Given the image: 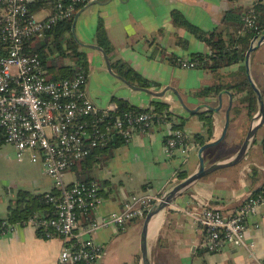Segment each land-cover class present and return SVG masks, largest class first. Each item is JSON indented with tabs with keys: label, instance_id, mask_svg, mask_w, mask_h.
Listing matches in <instances>:
<instances>
[{
	"label": "crops",
	"instance_id": "0c3cea01",
	"mask_svg": "<svg viewBox=\"0 0 264 264\" xmlns=\"http://www.w3.org/2000/svg\"><path fill=\"white\" fill-rule=\"evenodd\" d=\"M256 1L93 0L95 3L80 12L76 23V35L82 44L80 48L85 52L90 67L86 84L88 99L100 109L119 108L120 101L138 109H151L154 102L166 103L175 123L181 124L180 119L184 120L182 128L190 138L207 134L200 114L209 112L208 107L220 108L211 112L213 140H217L225 128L226 111L231 101L230 96L224 94L221 105L219 94L227 90L233 96L234 92L224 89L208 98L200 97L198 93L206 87L220 85L225 88L232 85L236 75L245 68L244 62L222 68L216 73L200 67H180L177 59L190 61L195 54L210 55L212 51L186 28L174 25L172 15L179 12L194 26L211 33L220 29L228 10L242 8L247 13ZM100 19L114 48L113 57L108 56L110 64L126 63L149 81L151 87L148 89L156 93L167 89L163 96L134 90L115 76L118 74L113 70V73L108 70L104 53L95 48L99 47L96 33ZM249 66L253 82L264 99V43L251 54ZM237 100L233 96L226 138L220 145L202 154L206 166L228 162L240 149L251 127L252 119L248 117L246 107L239 105ZM184 106L195 113L191 114ZM169 133L168 126L154 125L146 132H136L128 143L115 136L110 142L115 146L108 144L104 147L110 152L99 149L92 155L86 168L91 180L99 184L101 196V202L91 213L93 220L100 221L114 212H120L134 194L161 193L198 171L200 146L192 142L193 148L188 157L179 151L169 154L165 149ZM263 138L264 127L238 165L217 170L192 183L152 220L147 235L151 264H257L264 261V209L260 208L246 221V242L254 245L252 250L226 244L218 252H208L202 247L204 230L186 213L205 205L230 216L244 205L249 196L260 192L264 187ZM225 145L228 146L225 148L227 151L221 154ZM106 153H111V156ZM6 158L9 160L8 155ZM23 162L18 161L19 164ZM83 168L79 163L69 170L68 173L76 174V180L67 184L81 181L79 174L85 171ZM137 171L143 178L139 186L131 183ZM181 174L187 175L185 179H180ZM11 186L15 188L11 204L16 203L20 191L52 196L59 194L55 188L56 181L47 192L14 186L13 182ZM59 197L60 194L56 198ZM145 216L130 221L124 228L108 226L93 235L94 242L104 253L98 264H142L141 234ZM4 218H8L7 211L0 216V219ZM82 222L79 223L81 227L84 226ZM66 245L59 236L42 238L36 229L23 224L10 234L0 236V264H60Z\"/></svg>",
	"mask_w": 264,
	"mask_h": 264
},
{
	"label": "built area",
	"instance_id": "2783aa9c",
	"mask_svg": "<svg viewBox=\"0 0 264 264\" xmlns=\"http://www.w3.org/2000/svg\"><path fill=\"white\" fill-rule=\"evenodd\" d=\"M41 1L47 0H0V140L14 147L19 162L42 161L48 175L56 181L60 197L47 195L56 207L50 218L39 220L35 215L17 224L8 218L0 219V236L23 224L37 231L50 229L45 232L46 238L59 236L68 244L60 264H98L104 253L93 235L101 228H124L130 221L144 217L161 201L164 191L134 194L120 212L93 220L91 213L101 202L99 184H67L65 174L96 149L110 144L115 136L128 143L136 132H146L155 124L170 128L165 141L169 154L179 151L188 157L193 148L192 138L183 130L173 129L172 121L153 110L120 112L118 107L98 108L87 97L88 76L84 73L59 82L49 81L39 56L28 54L27 46L32 39L43 38L61 21L73 18L81 0L66 5L58 1L53 6L36 8ZM46 11L49 13L44 18H36ZM243 21L245 29H253L257 35L264 33H259L254 9L248 11ZM176 63L182 68L199 67L194 60L179 58ZM260 208L264 209V187L230 216L205 205L186 213L204 230L202 247L208 252H218L226 244L252 250L254 245L246 242V221Z\"/></svg>",
	"mask_w": 264,
	"mask_h": 264
},
{
	"label": "trees",
	"instance_id": "16d2710c",
	"mask_svg": "<svg viewBox=\"0 0 264 264\" xmlns=\"http://www.w3.org/2000/svg\"><path fill=\"white\" fill-rule=\"evenodd\" d=\"M58 1L63 2L65 5L72 2V0H47L44 2H39L36 8L49 5L53 6V4L57 3ZM81 1L76 4L77 11L73 18L70 20L61 21L52 29L48 30L43 38L32 39L27 46L26 52L28 54H37L39 56L42 65L46 70V76L49 81L59 82L64 79H71L80 73L88 75L89 62L87 56L85 52L81 50L80 44L75 39L72 28L76 15L84 10L86 6H88L93 0ZM253 9L256 14L259 33H262L264 32V0H257ZM247 13L244 12L242 8H232L228 10L224 14L220 29L217 28L211 33H206L194 26L192 23L188 22L179 12L173 13L172 20L174 25L186 28L196 38L205 42L209 46L212 54L203 55L198 53L193 56L192 60L196 61L200 68L216 73L222 68L229 67L234 64H242L244 62L245 54L249 49L250 42L258 34L257 31L253 29L244 28L245 23L243 21V17ZM240 31H242V33H240ZM96 43L106 54H108L110 58L113 57L114 48L108 37L102 19L99 20L96 33ZM111 67L116 74L122 76L130 83L137 84L141 88L151 87L149 81L145 80L126 63H111ZM224 89L234 92L233 96L237 97V103L246 107L248 117L250 119L255 116L258 111L257 96L250 82L248 81L247 76L245 75L244 67L242 68L241 72L236 75L235 82L232 85H229L225 88L220 85L206 87L200 93H198V95L200 97L208 98L212 95L219 94ZM118 103V109L120 112L129 110H153L166 120L172 121L173 129L183 130L182 122L184 120L180 119L181 124L175 123L173 114L169 110V105L166 103L154 102L153 108L151 109H138L130 107L123 101ZM200 119L204 121L207 127V134L195 135L191 142L201 147L213 139L214 121L210 111L201 113ZM5 144L6 143L3 140H0V147L4 146ZM114 144L112 142L109 145L114 147ZM99 149H96L92 155H95L98 150H104L103 152L107 151V148L104 147ZM106 154H109L108 157L111 156V153ZM92 155L79 162L85 168H83L85 171H82V173L79 174V180H81V182L92 181L88 171L89 169L86 168V165L92 158ZM79 163H77L75 166H77ZM186 176V174H181L180 179H185ZM58 195L59 194H55L56 197ZM55 213V204L50 201L49 197H47V193L32 194L27 191H20L17 194L16 203L10 204L7 209L8 220L12 224L24 223L35 215H38L37 218L39 220H43L45 218L54 216ZM48 230L50 229H47L46 231ZM45 232L42 229H39L38 235L42 238H46Z\"/></svg>",
	"mask_w": 264,
	"mask_h": 264
},
{
	"label": "water",
	"instance_id": "95a60500",
	"mask_svg": "<svg viewBox=\"0 0 264 264\" xmlns=\"http://www.w3.org/2000/svg\"><path fill=\"white\" fill-rule=\"evenodd\" d=\"M94 3L95 2H91L88 6H86V8H89ZM79 14L76 15V17L74 19L72 31H73V34H74L77 42L79 44H81L77 35H76V23H77ZM263 43H264V33L261 35L255 36L253 38L251 44H250L249 49L247 50V52L245 54L244 65L246 68V74H247L248 81L250 82V84H251L252 88L254 89V92L257 96L258 111L255 114V116L252 118L251 127L248 130L247 135H246L240 149L238 150V152L233 157H231L229 159L228 162H225V161L216 162V163L212 164L211 166H206L205 159L202 155L203 152L206 151L207 149L215 148L216 146L220 145L224 141V139L226 138L227 131H228V128L230 125V112H231V108L233 106V96L230 94L229 91L224 90L219 94V97H218L219 100L221 101L220 104L222 105V97L224 94H228L230 96L231 101H230L229 107L226 111V123H225V128L223 130L221 137L218 138L217 140L212 139L210 142L204 144L203 146H201L199 148L200 166H199L198 171L193 173L189 177H187L182 182H179L175 185L172 184L173 186H171V187L169 186V188H167L164 191V195H163L161 201H159L158 203L153 205L146 213L144 224H143V230H142V234H141L142 264H151L150 257H149L148 243H147V235H148V227H149V224L152 222V220H154L160 214V212L167 209L176 200L177 196H179L181 194V192L185 188H187L189 185H191L192 183L202 179L203 177H205V176L209 175L210 173H213L217 170L227 169V168H231V167L238 165L245 158L246 153H247L248 149L250 148L251 144L255 141V138H256V135L258 134V132L264 127V99H263V96H262L260 89L253 82V79H252L251 74H250V66H249L251 54L255 50H257L261 46V44H263ZM95 48L101 50L104 53V56H105L106 62H107V66H108V70L111 73H113L111 64L108 60V55L100 47H95ZM115 76H117L120 80H122L130 88L137 90V91H142V92L148 93L149 95L161 97L167 91V89H166L160 93H156V92H153L152 90H150L148 88H141V87L135 86V85L129 83L128 81H126L121 76H118V75H115ZM184 107L191 114L195 113V111L189 110L186 106H184ZM219 109L220 108L208 107V110L210 112H217ZM115 141H116V139H115Z\"/></svg>",
	"mask_w": 264,
	"mask_h": 264
},
{
	"label": "rangeland",
	"instance_id": "374dc122",
	"mask_svg": "<svg viewBox=\"0 0 264 264\" xmlns=\"http://www.w3.org/2000/svg\"><path fill=\"white\" fill-rule=\"evenodd\" d=\"M47 13H49V11L40 12L37 14L36 18H44ZM225 148H228V146L225 145L222 147L221 154L226 153L227 149ZM7 155L9 156V160L6 158ZM74 180H76V174L73 172L67 173L64 176V181L66 183H70ZM142 181V175L140 176L137 171L131 183L135 186H139ZM12 182L14 186L22 188L29 187V189L34 188L39 192H47L51 190L55 180L46 173L42 161L38 163L25 161L19 164L14 147L10 144H5L0 147V216L6 214L8 206L15 197V188H12ZM11 189L13 190L12 192H10Z\"/></svg>",
	"mask_w": 264,
	"mask_h": 264
}]
</instances>
